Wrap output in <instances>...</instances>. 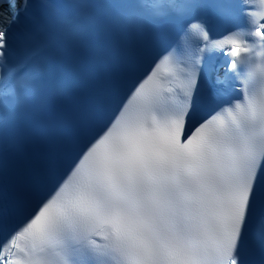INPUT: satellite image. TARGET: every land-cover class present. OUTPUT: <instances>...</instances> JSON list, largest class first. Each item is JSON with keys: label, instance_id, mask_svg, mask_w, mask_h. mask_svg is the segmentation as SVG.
<instances>
[{"label": "snow or ice", "instance_id": "obj_1", "mask_svg": "<svg viewBox=\"0 0 264 264\" xmlns=\"http://www.w3.org/2000/svg\"><path fill=\"white\" fill-rule=\"evenodd\" d=\"M0 264H264V0H0Z\"/></svg>", "mask_w": 264, "mask_h": 264}]
</instances>
